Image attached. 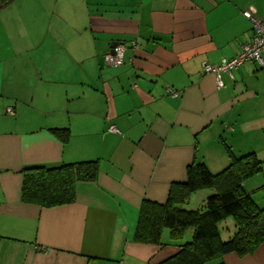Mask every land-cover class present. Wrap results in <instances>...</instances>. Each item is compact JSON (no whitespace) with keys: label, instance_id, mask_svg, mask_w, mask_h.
I'll return each mask as SVG.
<instances>
[{"label":"crops","instance_id":"obj_1","mask_svg":"<svg viewBox=\"0 0 264 264\" xmlns=\"http://www.w3.org/2000/svg\"><path fill=\"white\" fill-rule=\"evenodd\" d=\"M243 10L264 19V0H0V264H156L191 239H135L139 209L194 160L222 169L226 144L264 160V68L244 62L221 87L203 71L249 41ZM113 41L118 66L104 62ZM63 127L64 140L50 129ZM89 159L72 202L23 199L24 167ZM243 185L264 186V163ZM196 192L191 209L214 190ZM219 261L264 264V242L204 264Z\"/></svg>","mask_w":264,"mask_h":264},{"label":"trees","instance_id":"obj_2","mask_svg":"<svg viewBox=\"0 0 264 264\" xmlns=\"http://www.w3.org/2000/svg\"><path fill=\"white\" fill-rule=\"evenodd\" d=\"M50 129L63 140L68 133L66 127ZM225 150L228 163L222 169L213 172L205 162L194 160L186 167V179L171 184L164 202L142 201L135 239L161 244L164 228L172 240L182 239L188 229L192 232L189 241L156 264H204L229 252L251 253L264 242V205L260 206L243 185L261 171L264 162L254 152L236 154L227 144ZM24 171L23 199L50 207L72 202L75 183L95 178L97 160L33 165L24 167ZM201 189L214 192L202 208H185L183 204L190 195ZM228 217L233 218L235 230L223 239L218 225Z\"/></svg>","mask_w":264,"mask_h":264},{"label":"built area","instance_id":"obj_3","mask_svg":"<svg viewBox=\"0 0 264 264\" xmlns=\"http://www.w3.org/2000/svg\"><path fill=\"white\" fill-rule=\"evenodd\" d=\"M244 16L248 18L252 27V35L248 42L241 45L239 52L229 58H223L219 64L210 65L203 64L204 72H213L216 77V84L218 87L223 85L221 74L223 72L231 73L239 65L247 61L256 62L260 68H264V19L256 17L250 10H243ZM131 44H135L131 41ZM114 52H107L104 54V62L110 66L121 65L124 61L125 45L123 43H117L113 48ZM166 91L172 96H178L180 92L171 87H168ZM8 113H13L11 107L7 108ZM109 129L112 132H119L114 125H110Z\"/></svg>","mask_w":264,"mask_h":264},{"label":"rangeland","instance_id":"obj_4","mask_svg":"<svg viewBox=\"0 0 264 264\" xmlns=\"http://www.w3.org/2000/svg\"><path fill=\"white\" fill-rule=\"evenodd\" d=\"M15 2H19V0H15ZM264 158V156H262ZM264 162V160H262ZM253 192L255 193L253 198L256 200V202L260 205V206H263L264 205V201H262L261 199L264 198V186H257V188L255 187ZM199 193L196 192V193H192V196H194L193 198V201L198 203L199 201ZM253 195V194H252ZM190 199V198H189ZM189 199L188 201H186V203L183 204V206L185 208H189L190 206H188V202H189ZM199 206H201V204H199ZM234 220L233 218L231 217H228L227 218V221L225 219V221H222L221 223H219L218 227L220 229V233H221V237L223 239H228L230 237V235L232 234V232L230 233V230L233 229V225H234ZM230 233V234H229ZM168 234V229L167 228H164L163 230V236L166 237Z\"/></svg>","mask_w":264,"mask_h":264},{"label":"water","instance_id":"obj_5","mask_svg":"<svg viewBox=\"0 0 264 264\" xmlns=\"http://www.w3.org/2000/svg\"><path fill=\"white\" fill-rule=\"evenodd\" d=\"M117 44V41H113V42H111V44H110V53H113L114 52V50H113V48L115 47V45Z\"/></svg>","mask_w":264,"mask_h":264}]
</instances>
